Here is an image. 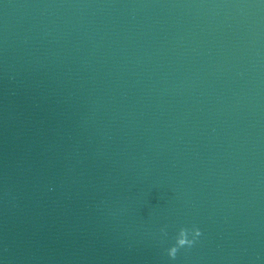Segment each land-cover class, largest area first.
I'll return each mask as SVG.
<instances>
[{"label":"water","instance_id":"water-1","mask_svg":"<svg viewBox=\"0 0 264 264\" xmlns=\"http://www.w3.org/2000/svg\"><path fill=\"white\" fill-rule=\"evenodd\" d=\"M0 264H264V0H0Z\"/></svg>","mask_w":264,"mask_h":264},{"label":"clouds","instance_id":"clouds-1","mask_svg":"<svg viewBox=\"0 0 264 264\" xmlns=\"http://www.w3.org/2000/svg\"><path fill=\"white\" fill-rule=\"evenodd\" d=\"M163 231V229H162ZM193 236L192 239H189V235ZM201 235V232L198 228H194L192 230H189L187 228H180L179 232L176 236V243L174 246L168 249V255L170 258L175 259L176 254L180 248H183L185 246L191 247L195 243V238L199 237Z\"/></svg>","mask_w":264,"mask_h":264}]
</instances>
